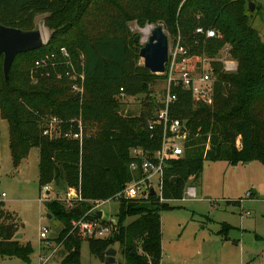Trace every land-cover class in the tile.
Segmentation results:
<instances>
[{
	"label": "trees",
	"instance_id": "16d2710c",
	"mask_svg": "<svg viewBox=\"0 0 264 264\" xmlns=\"http://www.w3.org/2000/svg\"><path fill=\"white\" fill-rule=\"evenodd\" d=\"M247 11L248 0H0V24L35 29L36 16L44 15L50 30L47 43L15 56L7 81L0 55V116L8 124L15 168L37 147L39 188L60 185L80 191L82 200L71 206L59 198L44 200L51 217L63 224L56 238L67 250L63 264H79V245L85 239L81 231L72 230L71 222L95 218L87 211L94 201L106 199L119 202L116 226L107 237H86L90 252L104 261L106 251L118 244L124 264H160L161 212L174 207L169 201L182 198L205 161L236 165L257 160L264 165V41ZM133 21L141 27L163 25L173 42L179 36L189 50L190 66L198 70L209 58L215 79L210 104L195 101L180 85L170 87L175 96L170 114L187 133L183 155L166 163L160 195L115 198L136 175L129 164L141 161L131 149L141 148L149 157L162 138L161 127L149 129L148 123L163 107L151 95V86L167 76L138 64V39L128 26ZM207 30L215 35L207 36ZM223 49L236 62L234 71H224L216 59ZM42 58L47 63L35 66ZM65 60L83 76L82 96L72 90L75 80L66 74L70 67ZM121 88L125 97L145 96L138 115L117 111L124 102ZM52 116L72 131L80 118L82 144L62 135H43ZM0 220V259L30 263L34 250L30 242L15 239L21 231L14 214L0 207ZM232 228L223 222L217 234L226 240Z\"/></svg>",
	"mask_w": 264,
	"mask_h": 264
},
{
	"label": "rangeland",
	"instance_id": "374dc122",
	"mask_svg": "<svg viewBox=\"0 0 264 264\" xmlns=\"http://www.w3.org/2000/svg\"><path fill=\"white\" fill-rule=\"evenodd\" d=\"M250 1L255 5L253 11L249 9L247 11L250 24L264 41V0ZM34 23L35 29L41 30L47 43L50 30L44 24V15H37ZM156 25L147 24L141 27L135 21L128 23L131 34L138 36L139 50L150 36L151 30L145 33L144 28L148 26L153 28ZM163 29L167 34L170 48L173 39L164 27ZM216 59L220 61L224 71L226 62L233 60L226 49L221 50ZM71 63L70 60L63 62L67 69ZM138 64L143 65L141 57ZM203 64L205 68H209L210 59L205 57ZM72 65L76 71L75 65L73 63ZM164 73L167 76V73ZM214 79L212 75V80ZM166 83V80H158L151 86V95L162 100ZM144 97L127 96L121 104V110L118 108L117 111H121L124 116L138 115ZM38 163L37 147L32 148L18 169L13 166L10 156L0 163V207L14 214L23 233V240L30 242L34 250L30 263H24L16 257H5L0 259V264H38L39 254H50L57 245L56 238L63 224L54 217H48L50 213L45 207L44 200L63 199L67 190L60 185H51L47 194L39 188ZM188 187L195 188L196 196H187ZM182 197L185 199L169 201L174 207L163 210L160 215L162 236L160 264H264L263 164L257 160L236 165H229L221 160L205 161L201 174L187 182ZM234 200H239V203L232 202ZM118 208V200L108 199L98 210L103 212V218L110 220L115 218ZM130 220L131 218L127 222ZM223 222L233 226L226 240L217 234ZM41 227L48 229L47 240H42L39 236ZM83 237L85 239L79 245V264H105L90 252L87 236ZM47 242L51 245L46 246ZM112 247L116 250L113 264H124V255L118 244ZM66 253L67 250L62 243L60 249L52 254L46 264H63L62 259Z\"/></svg>",
	"mask_w": 264,
	"mask_h": 264
},
{
	"label": "built area",
	"instance_id": "2783aa9c",
	"mask_svg": "<svg viewBox=\"0 0 264 264\" xmlns=\"http://www.w3.org/2000/svg\"><path fill=\"white\" fill-rule=\"evenodd\" d=\"M197 32H202L201 28L197 29ZM206 35L209 37L214 36L213 30H207ZM61 51L65 57L68 54L64 48ZM189 50L186 46L182 45L180 42V37L178 36L168 50V61L166 63L165 72L167 73V83L165 88V95L162 99L163 107L155 114L154 119L149 121L148 128L153 129L156 126L162 129V138L160 147L149 157L144 155L141 148H132L131 154L141 161H132L129 164L130 170L136 175L133 176L132 180L125 186L121 191H119L115 198L118 197H129V198H140L147 197L150 195V190L153 189L155 194L161 193L162 183H163V170L166 167L168 160L179 157L184 153V140L186 138L187 129L186 127L177 119L173 118L170 114L169 108L175 96L170 93L171 85H180L184 89L190 91L194 99L202 100L207 104L212 102V92H213V80L212 74L209 68H205V64L202 62V67L196 69L190 66L189 61ZM45 58L38 59L35 61V66H42L46 64ZM226 71H234L236 69V62L230 60L225 64ZM71 74V78L75 80L73 83V91L79 93L82 96L83 85L82 74H79L74 70L72 63L70 64V71L66 74ZM80 78V83L76 82L77 78ZM120 100L125 101L126 97L123 93V89H120ZM77 129L72 131L71 129L62 128V121L57 117H49L44 124L42 130L43 135L50 138L64 136L79 141L81 145L84 139V128L80 118L76 119ZM181 127H185V131L179 135ZM51 185H45L42 189L49 193ZM194 187H188L187 196H196ZM47 198V197H46ZM45 198V199H46ZM182 200L185 197L181 198ZM65 201L67 206H71L76 200H82L79 189L69 188L65 192V197L62 199ZM106 200H96L93 202L92 207L87 211L86 214L97 211L99 206L102 205ZM85 214V215H86ZM102 219L105 221H102ZM72 230L77 229L81 231L87 237L94 238H104L107 237L116 226V219L112 218L110 220L103 218V212L101 218H85L82 217L78 220H73L71 222ZM71 230V231H72ZM48 229L46 227H41L39 236L43 240H47ZM51 245L49 242L46 246ZM61 243H57L51 251L50 254L42 255L39 254L38 264H46L53 253L60 249Z\"/></svg>",
	"mask_w": 264,
	"mask_h": 264
},
{
	"label": "water",
	"instance_id": "95a60500",
	"mask_svg": "<svg viewBox=\"0 0 264 264\" xmlns=\"http://www.w3.org/2000/svg\"><path fill=\"white\" fill-rule=\"evenodd\" d=\"M254 3L248 0V9L253 11ZM138 38V36H136ZM46 41L40 29L24 30L17 27L0 24V55H3L2 69L5 80H8V73L15 56L19 53H26L35 50L45 44ZM168 38L162 25L154 26L150 31L147 42L140 48L139 57L143 59V66L155 74H163L168 61ZM185 131L181 127L179 135ZM245 163H248L247 161ZM150 195H155L153 189ZM95 218H101L102 211L97 210L92 213ZM48 217H51L48 214ZM22 232L15 235V239H20ZM116 250L110 247L105 253V264L115 263Z\"/></svg>",
	"mask_w": 264,
	"mask_h": 264
},
{
	"label": "crops",
	"instance_id": "0c3cea01",
	"mask_svg": "<svg viewBox=\"0 0 264 264\" xmlns=\"http://www.w3.org/2000/svg\"><path fill=\"white\" fill-rule=\"evenodd\" d=\"M32 150V148H31ZM29 151V153L31 152ZM29 155V154H28ZM10 155V149H9V133H8V124L7 121L0 116V163L4 159H8ZM27 158V157H26ZM24 158V159H26ZM23 159V160H24ZM22 160V161H23ZM21 161V162H22ZM20 165V164H19ZM16 169V168H15ZM18 169V167H17ZM6 210V209H5ZM9 211V210H8ZM10 212V211H9ZM23 234V233H22ZM23 240V236L20 238ZM24 241V240H23Z\"/></svg>",
	"mask_w": 264,
	"mask_h": 264
},
{
	"label": "bare ground",
	"instance_id": "6f19581e",
	"mask_svg": "<svg viewBox=\"0 0 264 264\" xmlns=\"http://www.w3.org/2000/svg\"><path fill=\"white\" fill-rule=\"evenodd\" d=\"M151 29H152V26H148V27L144 28V32L148 33ZM46 33H47V30H46Z\"/></svg>",
	"mask_w": 264,
	"mask_h": 264
}]
</instances>
